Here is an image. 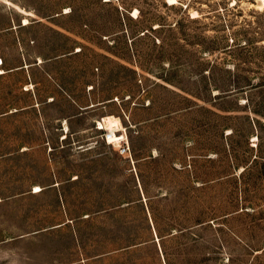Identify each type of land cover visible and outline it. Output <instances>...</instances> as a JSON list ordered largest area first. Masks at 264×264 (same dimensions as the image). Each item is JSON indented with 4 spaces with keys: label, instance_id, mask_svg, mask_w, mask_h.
I'll return each instance as SVG.
<instances>
[{
    "label": "rangeland",
    "instance_id": "rangeland-1",
    "mask_svg": "<svg viewBox=\"0 0 264 264\" xmlns=\"http://www.w3.org/2000/svg\"><path fill=\"white\" fill-rule=\"evenodd\" d=\"M262 2L0 0V264H264Z\"/></svg>",
    "mask_w": 264,
    "mask_h": 264
},
{
    "label": "trees",
    "instance_id": "trees-1",
    "mask_svg": "<svg viewBox=\"0 0 264 264\" xmlns=\"http://www.w3.org/2000/svg\"><path fill=\"white\" fill-rule=\"evenodd\" d=\"M148 205V204H147ZM149 208V213L151 215V218L148 217L147 215V221H148V225H149V229L152 231V227L154 228V231L157 234V238L160 240V242H162V245L164 246V241L169 238L174 236V226L171 225L170 228L168 230H164L162 228V224L160 223L156 213L152 210V207H150L148 205ZM150 220H152V223L150 222ZM176 230V229H175Z\"/></svg>",
    "mask_w": 264,
    "mask_h": 264
},
{
    "label": "bare ground",
    "instance_id": "bare-ground-1",
    "mask_svg": "<svg viewBox=\"0 0 264 264\" xmlns=\"http://www.w3.org/2000/svg\"><path fill=\"white\" fill-rule=\"evenodd\" d=\"M262 3L264 4V0ZM27 23H29L28 20H26V24ZM100 125L102 126V128L110 129L112 133H114L115 129H117V127L120 126V121L116 117L110 116V117L104 118L103 122H100ZM112 138H117V135L113 134V136H110V140ZM41 190L42 189L40 187H37V191H41Z\"/></svg>",
    "mask_w": 264,
    "mask_h": 264
},
{
    "label": "built area",
    "instance_id": "built-area-1",
    "mask_svg": "<svg viewBox=\"0 0 264 264\" xmlns=\"http://www.w3.org/2000/svg\"><path fill=\"white\" fill-rule=\"evenodd\" d=\"M107 140L109 143H112L109 136H108ZM119 151H120L121 155L128 156L129 154H131V147L128 143L127 144L122 143L121 145H119Z\"/></svg>",
    "mask_w": 264,
    "mask_h": 264
}]
</instances>
